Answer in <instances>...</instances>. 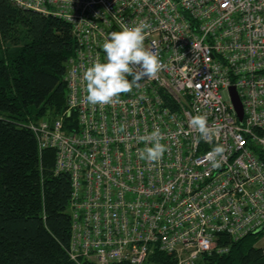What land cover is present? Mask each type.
Listing matches in <instances>:
<instances>
[{
  "label": "built area",
  "instance_id": "built-area-1",
  "mask_svg": "<svg viewBox=\"0 0 264 264\" xmlns=\"http://www.w3.org/2000/svg\"><path fill=\"white\" fill-rule=\"evenodd\" d=\"M11 1L64 19L76 40L65 113L30 124L39 150H56L55 171L70 176L72 259L145 264L159 249L197 264L229 252L222 234L238 241L264 225V0ZM140 22L162 71L119 103L89 104L83 73L106 62L110 33ZM74 112L76 125L66 127ZM196 115L219 135L201 138L189 127ZM154 127L167 145L156 163L139 156ZM216 144L226 149L219 168L205 160Z\"/></svg>",
  "mask_w": 264,
  "mask_h": 264
},
{
  "label": "trees",
  "instance_id": "trees-1",
  "mask_svg": "<svg viewBox=\"0 0 264 264\" xmlns=\"http://www.w3.org/2000/svg\"><path fill=\"white\" fill-rule=\"evenodd\" d=\"M75 47L64 19L0 0V264H100L71 258L70 176L55 171L56 150L41 152L30 128L65 113ZM76 117L67 116L65 126H75ZM261 235L232 241L222 234L229 252L203 255L197 264H264ZM145 264L176 260L156 249Z\"/></svg>",
  "mask_w": 264,
  "mask_h": 264
},
{
  "label": "clouds",
  "instance_id": "clouds-1",
  "mask_svg": "<svg viewBox=\"0 0 264 264\" xmlns=\"http://www.w3.org/2000/svg\"><path fill=\"white\" fill-rule=\"evenodd\" d=\"M150 26L140 22L135 27L122 25V30L110 33V38L102 44L106 62H95L83 73L86 82V100L91 105H113L119 103L121 94L131 93L141 87L142 81L158 77L163 65L158 55L144 46L145 29ZM129 77L131 79H129ZM189 127L196 130L201 138L219 135L218 126L209 125L205 115H196L189 121ZM121 132L125 127L120 128ZM163 134L158 127L140 137L145 145L139 150L141 159L148 162H159L167 151V145L161 140ZM226 149L216 144L205 156L213 168H219L224 160Z\"/></svg>",
  "mask_w": 264,
  "mask_h": 264
},
{
  "label": "water",
  "instance_id": "water-1",
  "mask_svg": "<svg viewBox=\"0 0 264 264\" xmlns=\"http://www.w3.org/2000/svg\"><path fill=\"white\" fill-rule=\"evenodd\" d=\"M230 94H231L232 103L237 113V116L239 117L240 121H242L243 115H244L242 101L234 87L231 88ZM263 229H264V225L258 230H256L254 233L257 234Z\"/></svg>",
  "mask_w": 264,
  "mask_h": 264
},
{
  "label": "bare ground",
  "instance_id": "bare-ground-1",
  "mask_svg": "<svg viewBox=\"0 0 264 264\" xmlns=\"http://www.w3.org/2000/svg\"><path fill=\"white\" fill-rule=\"evenodd\" d=\"M34 134H35V133H34ZM35 136H36V134H35ZM36 138H37V136H36ZM260 233H261V231H260L259 233H257V234H260ZM253 234H255V233H253ZM258 242H261V237H260V239H259ZM258 242H257V243H258ZM257 245L261 247L262 244H257ZM262 249H263V248H262Z\"/></svg>",
  "mask_w": 264,
  "mask_h": 264
},
{
  "label": "rangeland",
  "instance_id": "rangeland-1",
  "mask_svg": "<svg viewBox=\"0 0 264 264\" xmlns=\"http://www.w3.org/2000/svg\"><path fill=\"white\" fill-rule=\"evenodd\" d=\"M257 244H261V242H258Z\"/></svg>",
  "mask_w": 264,
  "mask_h": 264
}]
</instances>
